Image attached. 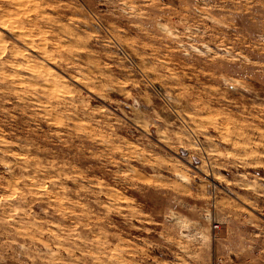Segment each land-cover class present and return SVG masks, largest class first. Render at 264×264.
Wrapping results in <instances>:
<instances>
[{
    "label": "rangeland",
    "instance_id": "rangeland-1",
    "mask_svg": "<svg viewBox=\"0 0 264 264\" xmlns=\"http://www.w3.org/2000/svg\"><path fill=\"white\" fill-rule=\"evenodd\" d=\"M0 264H264V0H0Z\"/></svg>",
    "mask_w": 264,
    "mask_h": 264
}]
</instances>
